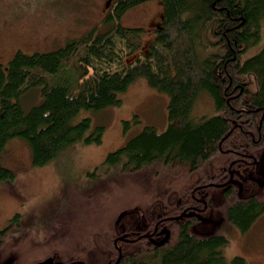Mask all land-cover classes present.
<instances>
[{"label":"trees","instance_id":"trees-1","mask_svg":"<svg viewBox=\"0 0 264 264\" xmlns=\"http://www.w3.org/2000/svg\"><path fill=\"white\" fill-rule=\"evenodd\" d=\"M146 1L114 0L108 30L52 52L18 50L6 68L0 63V183L15 177L1 163L14 139L38 167L80 143L100 144L105 126L93 129L79 115L121 105L144 77L169 96L168 128L144 127L101 167L124 182L143 177L149 190L140 195L135 184L94 172L84 217L57 214L24 234L16 215L0 229V246H30L34 232L46 238L26 250L63 264H248L241 256L227 262L228 239L215 232L219 221L246 232L264 214V47L243 60L261 39L264 0H161L163 22L145 47L144 30L120 20ZM34 88L43 100L26 110L21 99ZM204 94L217 113L196 121Z\"/></svg>","mask_w":264,"mask_h":264},{"label":"rangeland","instance_id":"rangeland-1","mask_svg":"<svg viewBox=\"0 0 264 264\" xmlns=\"http://www.w3.org/2000/svg\"><path fill=\"white\" fill-rule=\"evenodd\" d=\"M107 1L0 0V63L6 68L18 50L26 54L52 52L66 46L70 40L90 33L94 28L108 30L110 25L105 19L106 10L110 7H106ZM163 17L162 1L148 0L129 9L120 22L129 28H142L146 47L155 38ZM263 47L264 21L261 39L250 46L243 60L257 54ZM133 60L131 58L129 62ZM38 90L32 89L21 99L26 110L42 102L43 96ZM121 98L122 104L119 106H112L102 112L85 111L79 115V118L90 117L93 129L96 125L105 126L100 144L80 143L41 167L33 165L25 142L14 139L8 144L4 154L6 163L2 160L1 163L10 168L15 177L12 182L0 183V229L6 228L16 215L21 217L14 223L20 225L17 227L24 234L26 229L23 227L32 225L37 228L45 218L57 214L84 217L81 207L83 192L94 184L95 175L105 178L113 173V169L103 172L101 167L108 154L126 145L146 126H154L159 132L168 128L169 96L151 87L146 78L136 79ZM216 113L213 99L207 94L197 100L193 110L196 121L210 118ZM111 176L115 178V184L122 180L119 176ZM132 181L122 180L121 184H135L140 195L149 190L144 183L148 180L143 177L137 183ZM109 184L115 186L112 182ZM82 222V218H79V223ZM82 229L78 227L75 231ZM215 233L228 239L224 249L227 262L241 256L247 259L248 264H264V214L246 232L219 221ZM44 238L46 235L38 237L34 232L26 235V241L32 243L30 246H39ZM4 246H7V251L0 255V264H28L37 254L33 251L30 253L26 247L16 250L8 243ZM89 262L92 263V260Z\"/></svg>","mask_w":264,"mask_h":264},{"label":"flooded vegetation","instance_id":"flooded-vegetation-1","mask_svg":"<svg viewBox=\"0 0 264 264\" xmlns=\"http://www.w3.org/2000/svg\"><path fill=\"white\" fill-rule=\"evenodd\" d=\"M24 247H26L28 250H35V246H24ZM4 251H7V246H0V255H2ZM44 255L46 254L34 255V258H32L28 264H63L62 261H58L55 257L52 258Z\"/></svg>","mask_w":264,"mask_h":264},{"label":"water","instance_id":"water-1","mask_svg":"<svg viewBox=\"0 0 264 264\" xmlns=\"http://www.w3.org/2000/svg\"><path fill=\"white\" fill-rule=\"evenodd\" d=\"M112 2H113V0H108V1L106 2V7H107V8L110 7V5H111ZM116 264H118V262H117Z\"/></svg>","mask_w":264,"mask_h":264}]
</instances>
